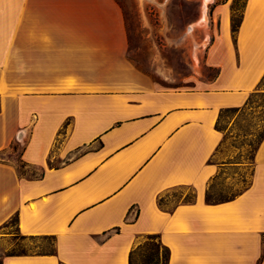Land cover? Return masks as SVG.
<instances>
[{
  "label": "crops",
  "instance_id": "obj_1",
  "mask_svg": "<svg viewBox=\"0 0 264 264\" xmlns=\"http://www.w3.org/2000/svg\"><path fill=\"white\" fill-rule=\"evenodd\" d=\"M231 14L215 7L205 63L217 75L164 88L128 57L118 0H0V239L18 216L20 233L57 248L2 264H130L149 233L170 248L169 264H264V140L248 187L205 199L220 170L219 113L264 75V0H245L236 39ZM15 144L39 175L3 156ZM180 186L196 200L160 207Z\"/></svg>",
  "mask_w": 264,
  "mask_h": 264
},
{
  "label": "rangeland",
  "instance_id": "obj_2",
  "mask_svg": "<svg viewBox=\"0 0 264 264\" xmlns=\"http://www.w3.org/2000/svg\"><path fill=\"white\" fill-rule=\"evenodd\" d=\"M122 4L127 33L128 57L158 86L189 88L214 77L216 69L205 63L206 46L216 35L215 7L221 3L235 5L240 15L244 0H118ZM203 15L204 18H203ZM238 129L233 130L237 134ZM245 137H241L243 140ZM230 137L216 153L220 175L211 187L213 197H228L239 193L251 183L253 165L230 163L239 152ZM4 157L28 175H39L35 167H25L20 159L22 145L16 144ZM245 179V181H244ZM194 198L191 186L172 188L167 192V206ZM0 239V261L8 253H37L54 250V240L28 236L17 230L11 219ZM144 237H142L143 239Z\"/></svg>",
  "mask_w": 264,
  "mask_h": 264
},
{
  "label": "trees",
  "instance_id": "obj_3",
  "mask_svg": "<svg viewBox=\"0 0 264 264\" xmlns=\"http://www.w3.org/2000/svg\"><path fill=\"white\" fill-rule=\"evenodd\" d=\"M122 7L120 1H118ZM244 4L240 15H236L235 5L231 6V24L232 33L234 39H236L237 32L239 30L241 20L244 13ZM216 69V68H215ZM218 69H216V74ZM216 128L223 132V139L219 144L216 153L225 145L226 141L230 137H234V146L239 149V152L234 156L235 160L228 161L230 163L236 162H247L249 164L254 163L256 152L264 140V75L258 83L257 88L252 91L246 100V102L241 106H229L221 109L218 119L216 121ZM238 129L237 134H233V130ZM245 137L241 140V137ZM14 149L17 150L16 144ZM220 171L212 178L209 186L206 190L205 199L209 203H217L234 198L236 195L241 193L233 194L228 197H213L211 193V187L215 180L219 177ZM245 181V179H244ZM248 187V186H247ZM176 188V187H175ZM169 191V190H168ZM161 194L158 198V204L165 210L172 211L178 204L173 208L167 206L166 198L167 192ZM196 200V192L194 190V198L187 199L183 203H191ZM15 222L16 227L18 224V216H13L11 218ZM7 225V224H6ZM46 239L52 238L50 236H42ZM54 250L44 251L37 253H50L55 254L57 252L56 241L54 238ZM29 253H8L7 255H20ZM170 248L164 244L157 233H149L144 236V238L136 244L130 251V264H169L170 261ZM2 264V260L0 261ZM60 264H66L60 261Z\"/></svg>",
  "mask_w": 264,
  "mask_h": 264
},
{
  "label": "bare ground",
  "instance_id": "obj_4",
  "mask_svg": "<svg viewBox=\"0 0 264 264\" xmlns=\"http://www.w3.org/2000/svg\"><path fill=\"white\" fill-rule=\"evenodd\" d=\"M205 15H203V18H204Z\"/></svg>",
  "mask_w": 264,
  "mask_h": 264
}]
</instances>
